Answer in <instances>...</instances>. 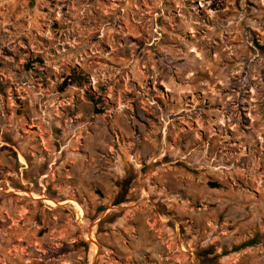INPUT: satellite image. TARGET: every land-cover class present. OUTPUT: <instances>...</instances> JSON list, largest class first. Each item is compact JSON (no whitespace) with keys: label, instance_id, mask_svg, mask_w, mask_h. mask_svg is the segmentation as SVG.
I'll return each instance as SVG.
<instances>
[{"label":"rangeland","instance_id":"obj_1","mask_svg":"<svg viewBox=\"0 0 264 264\" xmlns=\"http://www.w3.org/2000/svg\"><path fill=\"white\" fill-rule=\"evenodd\" d=\"M138 239L264 264V0H0V264H126Z\"/></svg>","mask_w":264,"mask_h":264},{"label":"crops","instance_id":"obj_2","mask_svg":"<svg viewBox=\"0 0 264 264\" xmlns=\"http://www.w3.org/2000/svg\"><path fill=\"white\" fill-rule=\"evenodd\" d=\"M131 115V114H130ZM129 116L126 111L120 113L118 116L113 117L114 123H120L124 119L123 117ZM124 138L126 137L128 139L127 143L129 147L126 145L123 147V153H124V162H126L125 158L127 159L129 153L131 152V149H133V146L135 145L136 138H134V133L132 130L129 129H121ZM187 133L190 134V131L187 130ZM126 141V139H125ZM101 144L99 145L100 149L103 151L112 150V146L114 145L113 136L108 131H103L101 134ZM186 148V153L190 152L191 150H194L195 148H201V142H198L197 140H191L187 141L183 144ZM97 147V148H99ZM95 148V149H97ZM101 151V150H100ZM88 152L79 153L80 156L87 155ZM95 156V155H94ZM93 157V156H92ZM160 158H163L161 155ZM84 164V163H83ZM122 165H128L127 163ZM78 169L80 170V177L88 178L91 180L99 181L101 180L102 184L109 185L110 180L108 179V176L105 174H100L99 169L95 167L93 164H85V165H79ZM139 174L138 169H134L132 166H127L126 170L122 176L125 178L128 177H136V175ZM150 174L157 175L156 183L162 184L164 182H170V183H176L175 186L181 187V189H187L181 184L180 179L182 177L190 178V176L180 167L176 165H170L165 164V166H155L150 169ZM158 184V185H159ZM117 195L116 191L113 192L112 196L107 197V201H111L112 198H114ZM134 194L132 192H129L127 196L125 197L126 200H134ZM124 204V203H121ZM118 207H111L107 208V211L105 213L106 215H110L115 212V209ZM121 225V224H120ZM120 227L123 228L124 232L127 234L132 233L134 230H136V227L134 225H131L130 223H126L124 225H121ZM161 227L159 225V221L156 220L155 224H152V228H158ZM165 229L170 230L173 232V228L169 225L164 226ZM176 229V228H175ZM181 227H177V232H180ZM189 242L183 241V240H170V241H142V240H118L116 244H113L114 248H117L118 253L122 256V258L127 260L126 264H143L139 261H148V264H188V256L187 254L183 253L182 249H188ZM208 245V244H204ZM209 248L214 249H220L222 248V244L220 242L214 241L211 242ZM179 250V251H177ZM213 255H217L214 253ZM138 262V263H137Z\"/></svg>","mask_w":264,"mask_h":264},{"label":"bare ground","instance_id":"obj_3","mask_svg":"<svg viewBox=\"0 0 264 264\" xmlns=\"http://www.w3.org/2000/svg\"><path fill=\"white\" fill-rule=\"evenodd\" d=\"M200 55V54H199ZM74 206V205H73ZM76 206V205H75ZM76 208H77V206H76ZM77 212H78V208H77ZM99 249V248H98Z\"/></svg>","mask_w":264,"mask_h":264},{"label":"trees","instance_id":"obj_4","mask_svg":"<svg viewBox=\"0 0 264 264\" xmlns=\"http://www.w3.org/2000/svg\"><path fill=\"white\" fill-rule=\"evenodd\" d=\"M66 86H68L69 84H65Z\"/></svg>","mask_w":264,"mask_h":264}]
</instances>
